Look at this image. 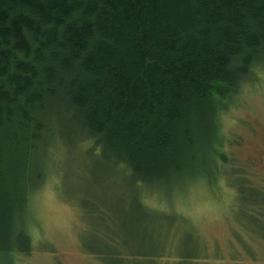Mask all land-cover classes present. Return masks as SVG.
Masks as SVG:
<instances>
[{
    "label": "trees",
    "instance_id": "16d2710c",
    "mask_svg": "<svg viewBox=\"0 0 264 264\" xmlns=\"http://www.w3.org/2000/svg\"><path fill=\"white\" fill-rule=\"evenodd\" d=\"M262 60L264 0H0V254L31 251L30 197L64 126L151 188L232 171L235 217L264 237V189L232 163L219 128ZM83 207L99 222L86 251L106 263L164 252V236L120 237L103 228L105 209Z\"/></svg>",
    "mask_w": 264,
    "mask_h": 264
},
{
    "label": "rangeland",
    "instance_id": "374dc122",
    "mask_svg": "<svg viewBox=\"0 0 264 264\" xmlns=\"http://www.w3.org/2000/svg\"><path fill=\"white\" fill-rule=\"evenodd\" d=\"M219 128L220 146L232 163L243 168L250 185L264 189V60L225 101ZM60 130L66 141L52 142L43 182L30 197L31 251L0 254V264H108L86 251V244L98 241L93 239L99 222L85 213V202L105 209L109 218L103 228L120 237L138 234V228L155 240L164 236L156 264H264V237L235 217L232 171L219 170L218 181L151 188L133 183L126 166L107 161L92 141L79 142L65 126ZM137 196L147 209L134 204Z\"/></svg>",
    "mask_w": 264,
    "mask_h": 264
}]
</instances>
